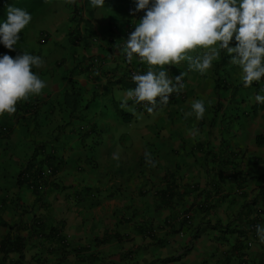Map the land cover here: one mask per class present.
<instances>
[{"label": "crops", "instance_id": "crops-1", "mask_svg": "<svg viewBox=\"0 0 264 264\" xmlns=\"http://www.w3.org/2000/svg\"><path fill=\"white\" fill-rule=\"evenodd\" d=\"M196 75L187 72L191 93L184 101L152 115L121 120L95 103L85 115L94 147L67 129L81 119L55 120L31 133L18 126L9 170L0 158V244L26 238L21 264H264V243L257 232L248 234L252 222L264 227V103L254 99L264 91L258 85L248 103L227 89L214 94L215 83L206 87ZM79 84L86 96L98 86ZM196 100L205 105L199 120L185 116ZM192 129L198 130L194 136ZM38 144L43 164L50 159L47 164L62 166L43 191L17 185L18 171ZM186 212L190 222L175 225ZM35 221L45 233L58 227L66 248L54 238L29 237ZM4 255L0 264L18 261Z\"/></svg>", "mask_w": 264, "mask_h": 264}, {"label": "clouds", "instance_id": "clouds-1", "mask_svg": "<svg viewBox=\"0 0 264 264\" xmlns=\"http://www.w3.org/2000/svg\"><path fill=\"white\" fill-rule=\"evenodd\" d=\"M182 68L206 87L214 82V94L227 89L250 103L258 85L264 91V0H0V158L7 162L8 148L19 142L18 126L31 133L65 118L81 119L67 129L92 147L85 115L95 103L121 120L175 106L191 93ZM80 80L98 86L86 96ZM254 99L264 103L260 94ZM204 112V101L196 100L185 116L199 120ZM39 146L16 174L18 186L35 181L30 173L43 163ZM145 159L155 166L149 152ZM43 167L46 179L52 177L51 167ZM190 218L186 212L175 221ZM32 225V233L43 231L40 221ZM248 232L264 243V227L252 222Z\"/></svg>", "mask_w": 264, "mask_h": 264}, {"label": "trees", "instance_id": "trees-1", "mask_svg": "<svg viewBox=\"0 0 264 264\" xmlns=\"http://www.w3.org/2000/svg\"><path fill=\"white\" fill-rule=\"evenodd\" d=\"M49 160L50 159H47L45 164L51 167L52 169L51 174H54V172L56 171L55 168H57L58 164L57 163L47 164ZM43 165H44L43 163L37 165L30 173V176L35 179V181L29 185L30 187L36 188V189L38 188L43 189L44 186H46L49 183L48 179H46L45 177V171H43L44 169ZM32 168L33 167H31V169ZM22 174L23 172L20 173L19 177H21ZM22 183H23V180L22 182H20V185H22ZM175 220L173 221V223L177 225L178 222H176ZM2 225L6 226L5 224H2ZM33 236L37 238H44L46 240L54 238L55 241L64 242V241H61V237H59L58 229H50L48 233H45L42 230H39V231L37 230V231H34V233L30 234L29 237H33ZM25 242H26V238H23L20 235H16L13 240L11 238H5L0 244V253H4L5 257H8V254L10 253L17 255L18 261H15V263L13 264H21L23 262V252L25 249ZM62 248H66V246H63Z\"/></svg>", "mask_w": 264, "mask_h": 264}, {"label": "rangeland", "instance_id": "rangeland-1", "mask_svg": "<svg viewBox=\"0 0 264 264\" xmlns=\"http://www.w3.org/2000/svg\"><path fill=\"white\" fill-rule=\"evenodd\" d=\"M52 51L54 52V56H56V55H59V52H60V50L57 48V47H52ZM117 93V92H116ZM119 96H121V97H123V93H119ZM68 100H70V101H72V99H71V97L68 99ZM113 105H114V107H115V109H117L118 107H119V105H118V103L116 102H114L113 103ZM152 125H154V126H159L160 125V123L158 122V120L156 121H154L153 123H152ZM88 144H90V140L88 139ZM0 148H1V145H0ZM113 150V149H112ZM111 151V150H110ZM2 154H4L5 153V151H0ZM118 164H121V165H123V164H125V163H120V162H118ZM118 171H122L123 172V168H119V169H117ZM116 171V170H115ZM2 183H3V185H6L7 183L4 181V180H2ZM85 192H88V191H85ZM89 198H91V199H94L95 198V193H85ZM249 244V243H248ZM250 244H251V242H250ZM251 246V245H250Z\"/></svg>", "mask_w": 264, "mask_h": 264}]
</instances>
